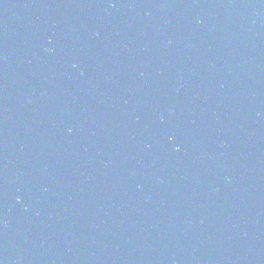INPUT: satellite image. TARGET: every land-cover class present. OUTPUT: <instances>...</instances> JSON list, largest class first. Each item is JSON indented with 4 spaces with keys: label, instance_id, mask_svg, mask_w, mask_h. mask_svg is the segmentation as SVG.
Returning <instances> with one entry per match:
<instances>
[{
    "label": "water",
    "instance_id": "obj_1",
    "mask_svg": "<svg viewBox=\"0 0 264 264\" xmlns=\"http://www.w3.org/2000/svg\"><path fill=\"white\" fill-rule=\"evenodd\" d=\"M0 264H264V0H0Z\"/></svg>",
    "mask_w": 264,
    "mask_h": 264
}]
</instances>
